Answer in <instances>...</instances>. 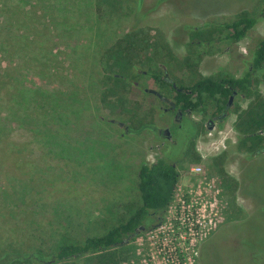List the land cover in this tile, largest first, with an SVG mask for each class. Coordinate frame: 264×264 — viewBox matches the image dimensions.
<instances>
[{
  "label": "rangeland",
  "instance_id": "rangeland-1",
  "mask_svg": "<svg viewBox=\"0 0 264 264\" xmlns=\"http://www.w3.org/2000/svg\"><path fill=\"white\" fill-rule=\"evenodd\" d=\"M263 6L264 0H115L111 4L115 14L107 15L116 25L113 42L131 32L139 35L140 45L133 52L139 76L122 92L119 103L103 102L98 91L90 111L71 125V134L46 125V147L40 150L32 141L26 158L30 165L14 166V178L5 177L8 185L1 183L0 174L1 240L12 237L28 247L33 239L39 243L35 246L48 252L60 241H82L106 233L141 203V162H154L167 141L174 144L164 154L181 155L186 135L197 133L193 143L200 160H193L192 155L170 157L183 160L172 207L157 226L131 240L137 259L125 264H264V151L246 152L235 127L236 110L245 108L248 101L236 95L233 111L226 117L214 115V100L205 102L202 111L178 117L168 105L175 92L163 82L165 77L187 86L201 77L243 76L264 38V20L259 19L239 42L227 40L222 25L243 14L259 17ZM77 21L82 28L84 19ZM68 27H61L64 35ZM92 41L87 33L55 37L48 43L54 49L49 58L65 71L72 87L81 79L75 76L79 71L70 70L68 54L74 51L80 59L84 48H94ZM113 42L110 39L105 46ZM18 56L17 63L21 61ZM156 73L160 80L152 77ZM260 77L258 89L264 96V71ZM30 78L50 88L54 85ZM61 81L64 85L67 80ZM69 88L64 87L65 91ZM210 121L215 127L207 129ZM177 138L180 144L175 145ZM31 140L28 135L27 141ZM198 166L199 173L195 171ZM210 181L220 189L222 218L215 230L190 243L180 238L175 208L182 201L195 206L209 203L206 188Z\"/></svg>",
  "mask_w": 264,
  "mask_h": 264
},
{
  "label": "trees",
  "instance_id": "trees-1",
  "mask_svg": "<svg viewBox=\"0 0 264 264\" xmlns=\"http://www.w3.org/2000/svg\"><path fill=\"white\" fill-rule=\"evenodd\" d=\"M112 3L115 0H0L2 184L8 185L5 177L14 178V166L23 169L30 165L26 158L32 141H36L35 147L40 150L45 146L46 125L71 134V125L77 119L82 120L86 112L90 111L98 91L103 102L113 99L119 103L122 92H127L131 80L139 76V65L133 60V52L140 45L139 35L131 32L113 42L116 25L110 19L107 20V15L115 14ZM80 18L85 21L82 28L77 21ZM259 19L264 20V6L259 17L243 14L222 25L226 32L225 38L233 42L241 41ZM66 25L69 29L64 35L61 27ZM87 33L93 38L94 48L93 45L84 48L85 56L80 59L74 51L68 54L70 70L79 71L75 76L81 79L79 84L72 87L66 79L68 75L64 74L65 71L49 58L54 54V49L48 43L55 37H80ZM110 39L113 44L105 46ZM16 56L21 60L19 63L15 61ZM89 56L91 61L88 60ZM250 64V68L241 77H201L187 86L178 85L176 81H169L165 77L163 82L175 92L173 102L179 115L188 116L189 112L202 111L205 102L214 100V115L226 117L233 111L236 95L248 101L245 108L236 110L235 127L246 152L258 154L264 151V96L258 89L264 71V38L253 52ZM120 70L123 72L120 73ZM30 76L46 83L52 81L54 85L50 88L38 84L36 80H30ZM152 77L161 79L159 73ZM61 80L67 81L62 85ZM70 80L74 83L75 78ZM67 86L70 88L65 91L64 87ZM168 105L171 107L170 102ZM28 135L33 140L27 141ZM197 136V133L186 135V146L179 156L170 151L164 154L165 149L174 144L167 141L162 155H158L154 162H141L138 166L141 203L127 218L106 233L89 236L82 241H60L48 252L42 246H35L39 243L33 239L31 246L27 247L20 246L18 239L9 237L1 240L0 237V264H125L136 260L137 250L130 245L131 240L162 221L179 186V164L183 160L173 161L170 157L192 155L193 160H200L193 143ZM52 138L55 139V134ZM177 144H180L178 138L175 141ZM215 165L220 166V161L217 160ZM219 170L223 172L220 167Z\"/></svg>",
  "mask_w": 264,
  "mask_h": 264
},
{
  "label": "built area",
  "instance_id": "built-area-1",
  "mask_svg": "<svg viewBox=\"0 0 264 264\" xmlns=\"http://www.w3.org/2000/svg\"><path fill=\"white\" fill-rule=\"evenodd\" d=\"M211 132L212 131L209 130V135L212 134ZM224 141L225 139L222 141L223 144ZM195 171L199 173L201 171V167H196ZM207 184L208 187L206 189L208 191L206 192H208L207 195L209 198V203H202L200 204L201 206L196 203L195 206L194 204L185 205V201H182V204L175 208V219L182 225L179 226V229L182 230V232H180V238H188L190 239V243H192L198 237H206L209 232L215 230L220 224V220L222 218L221 210L219 209L220 207L218 208L220 189H216L214 181H210ZM200 195L202 196V193H200ZM171 207L172 204L169 210ZM185 227L186 229L183 232Z\"/></svg>",
  "mask_w": 264,
  "mask_h": 264
},
{
  "label": "water",
  "instance_id": "water-1",
  "mask_svg": "<svg viewBox=\"0 0 264 264\" xmlns=\"http://www.w3.org/2000/svg\"><path fill=\"white\" fill-rule=\"evenodd\" d=\"M174 87H176V85L174 84ZM149 92L153 93V94H156L157 96L159 97H162L160 93H158L156 90H149ZM166 101H169L167 98H164ZM171 103V106H175V103L174 102H170Z\"/></svg>",
  "mask_w": 264,
  "mask_h": 264
},
{
  "label": "flooded vegetation",
  "instance_id": "flooded-vegetation-1",
  "mask_svg": "<svg viewBox=\"0 0 264 264\" xmlns=\"http://www.w3.org/2000/svg\"><path fill=\"white\" fill-rule=\"evenodd\" d=\"M169 81H171V80H169ZM163 98V97H162ZM170 109H175L176 111L178 110V109H176V106H171V107H169ZM178 112V111H177ZM178 115V117H179V114H177ZM210 126H208L207 127V129H212L213 127H215V126H213V121L211 122L210 121Z\"/></svg>",
  "mask_w": 264,
  "mask_h": 264
}]
</instances>
